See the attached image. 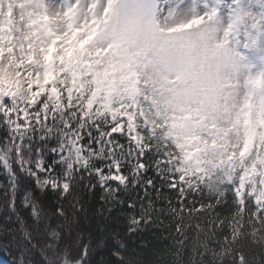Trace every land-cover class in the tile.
<instances>
[{
    "label": "snow or ice",
    "instance_id": "6c2138e0",
    "mask_svg": "<svg viewBox=\"0 0 264 264\" xmlns=\"http://www.w3.org/2000/svg\"><path fill=\"white\" fill-rule=\"evenodd\" d=\"M0 177L12 264H264V0H0Z\"/></svg>",
    "mask_w": 264,
    "mask_h": 264
},
{
    "label": "trees",
    "instance_id": "16d2710c",
    "mask_svg": "<svg viewBox=\"0 0 264 264\" xmlns=\"http://www.w3.org/2000/svg\"><path fill=\"white\" fill-rule=\"evenodd\" d=\"M0 179H3V177H0ZM0 243L7 244L8 243L7 238L0 240ZM9 251H12V250L9 249ZM13 254L15 253L13 252ZM0 264H12V256L8 255L7 253L0 252Z\"/></svg>",
    "mask_w": 264,
    "mask_h": 264
}]
</instances>
